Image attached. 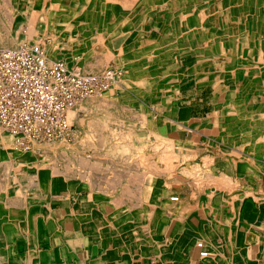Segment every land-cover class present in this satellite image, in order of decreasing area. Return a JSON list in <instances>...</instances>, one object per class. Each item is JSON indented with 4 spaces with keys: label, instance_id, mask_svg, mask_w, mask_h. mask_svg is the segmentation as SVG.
Here are the masks:
<instances>
[{
    "label": "bare ground",
    "instance_id": "obj_1",
    "mask_svg": "<svg viewBox=\"0 0 264 264\" xmlns=\"http://www.w3.org/2000/svg\"><path fill=\"white\" fill-rule=\"evenodd\" d=\"M103 1L54 0V7L42 3L40 5L44 7L42 9L38 7L39 4L35 3V0L21 1L23 10L29 7L33 8L31 13L33 17L27 22L30 26L23 30L25 38L19 39L20 43L16 42L18 46L10 50L23 48L27 51L26 53L41 60L44 69L51 68L53 73H56L59 68L53 66L58 64L61 68L63 67L64 71L70 70L78 78L90 79L93 90L91 92L88 90L83 96L72 100L71 104L61 110L62 114L59 112L65 125L67 124V130H58L56 134H51L50 138L37 139L28 135L30 139L25 143L17 141L11 143L10 137L17 139L18 136L12 134L9 136L8 129L0 127V153L5 157L0 161V164L5 167L2 185L4 196L2 201L5 203H3L2 213L8 216L14 213L20 215L23 220L32 216L34 220H37L34 226L36 224L38 236H44L49 231V227H53L57 231L62 230L63 225L69 223L71 214L66 213L60 222L52 221L49 217L50 209L48 204L44 203L43 196L47 190L53 193L57 192V194L61 192L63 194L60 195L68 196L73 187L78 186L88 192L91 198L89 200L93 202V205L98 204L96 209L90 208V205L87 204L89 211L87 216L83 217L86 230L92 233L113 230L115 233L122 234L124 239L127 236H134V240L130 241H134L135 246H138L144 242V239L139 241L138 236L142 237V233L145 231L152 233L151 224L156 220L159 211L156 210L157 208L164 209L165 207L168 214L179 215L178 217L191 214L186 209L187 204L184 203L182 193L171 191V189L166 192L159 191L158 188L153 190L144 185L145 175L151 172L158 177V183H166L167 186L183 185V183L194 185V181L197 182V185L210 188L217 184L222 185V183L232 189H237L236 186H238L241 189L240 193L235 190L234 192L237 193L229 194V198L225 200L227 204H230L228 213L237 217L246 207L247 214H251L249 211H253V206L264 200V197L261 196L260 201L257 202L253 199L252 191H246L244 187H252L257 183L258 174L255 175V172L264 173V161L261 158L263 153L258 155L252 153L253 155H251L250 152L238 150L235 148L236 145L229 146L234 153L227 152L228 147L223 146L225 143L223 140L217 142L211 138H226L227 142H232V144L238 141L237 138H241L239 141L241 143L248 145L252 143L254 144L253 148L257 144V146L260 145V150L264 149V103H258L256 100V97L261 100V94H264V0H121L122 2L113 0L109 4H104ZM46 6H49L50 10ZM170 7L173 10L169 11ZM39 11L45 15L43 19L37 18ZM149 13H153L152 22L150 25L143 26V21ZM94 15H100L101 18L100 16V19L96 18ZM12 18L5 22L9 21L10 23ZM41 23H44V26L42 25L43 30L39 33L35 30V26L37 27ZM72 23L76 25L71 26ZM108 23L111 26L107 27H110L112 35H116V40L119 36L125 40L119 42L121 43L119 45L118 43L111 44L106 49L105 61L108 58H115L116 68H106L98 74L85 73L82 72V69L75 67L73 68L75 71L71 70L68 68L66 60H62L63 58L56 57V55L52 56V51L56 49L55 46L52 45L48 49L42 42V38L49 34L58 46L60 35H58L57 29L61 25H65L68 28L66 30L69 31L66 34L67 40H72L71 38L78 40L84 36L77 35V33L71 34L70 30L74 29L73 31L78 34L86 31L85 38L88 41L83 43L89 50L95 41L106 40L105 38L109 34L104 31V24ZM55 24L59 26L56 27ZM87 24L95 25L98 32L95 34L91 32L85 26ZM7 40L5 35L0 36L3 46L12 47L13 45L10 46ZM30 40L37 44L28 46ZM79 46L81 47V45ZM34 48L37 49L34 50ZM72 50L71 46L65 48V51L70 54ZM172 54H174V58L178 56L181 60L184 59L182 66L173 59H171L172 63L177 65L174 67L170 64L169 60ZM98 59L101 58L98 56ZM96 61L98 60H95L89 69L97 68L94 65ZM102 62H100L101 65L98 63L97 65L102 66ZM87 65L90 66L91 63ZM159 69L165 71L167 75H161ZM164 77H166L165 80L161 79ZM47 79V83L55 82L54 78L48 77ZM194 79L197 80V84H210L212 87L218 84L219 86L213 99L216 105V117L209 124L210 128H213L214 125L217 126V135L209 137L207 144L212 146L213 150L211 151L220 152L221 150V152L217 154L219 156L212 152L207 153L212 155L204 160L208 173H204L197 167H194V171L186 170V168L181 169L183 157L191 156L194 159V151L191 154L189 152L193 148L189 141L175 140L174 142L170 139L172 125L188 128V131L192 133L195 131L194 123H192L193 125L189 124L192 118L189 106L194 101V95H192L194 94ZM227 91L233 92L230 93L232 96L229 97ZM122 94L125 97L121 98L130 106L135 105L137 99L143 102L145 100L147 108L140 110L139 107L122 106L120 103L122 100L120 101L119 98ZM157 95H161V97H157ZM186 95H190V97L185 98ZM93 109L98 112L105 110L107 114L99 113V117L92 116L90 120H95V123L92 124L90 121L87 122L86 117L83 116L85 120L78 117L81 111H92ZM76 118L79 120L81 131L88 132L87 130H90L93 132L95 130L96 135L100 134L104 137L102 132L106 133L107 130L110 133L107 138H122L121 143L109 147L108 150L113 156H116L117 153L116 157L124 155L121 159L124 157L129 159L127 164L130 165V168L122 167L114 173L111 171L112 178H105L103 183L96 185L92 181H88L89 178H85L87 171L75 176V172L68 170L67 166L61 169L59 166L55 167L54 155H50L52 157L48 155L46 160L33 161L32 163L19 159L22 154L18 152L23 153L31 147L33 149L36 146L40 152H43L44 148L38 142H55L72 134L71 123ZM45 120L46 118H44V122ZM97 121H102V125ZM0 126H2L1 122ZM99 126L102 128L98 131ZM162 127L164 130H160ZM164 131H167L168 134L171 133L170 136ZM18 140L23 139L18 138ZM251 150L254 152V149ZM55 153L57 154L56 151ZM60 156L62 155H59L57 159H61ZM48 159L53 160L54 166L47 164ZM83 160L79 162V165L88 167V161L85 159L86 161L83 162ZM17 164H20L22 169L16 170ZM184 164L186 165V162ZM92 166L94 167V165ZM219 170H223L224 173L218 174ZM173 174H178L179 177L173 179ZM186 174H194V178L185 176ZM184 177H186V181L182 179ZM260 180L264 183V177ZM75 191L78 194V191ZM72 193L75 197L76 193ZM11 198L15 200H9ZM206 199H209V203L205 206V213L213 216L221 214V210L216 205L221 199L220 192L211 190ZM151 202H155L154 204H158L160 207L154 209L155 207H151ZM127 203H129V213L132 215L128 218L124 215L126 214V212L124 213L125 209L121 211V206ZM13 205L15 207H12ZM81 209L83 206L78 204L76 212L79 213ZM117 215L120 216L117 217ZM100 216H104V219ZM23 220L17 224L18 228L29 229L31 224ZM189 227L191 228L189 231L186 230L187 234L193 230L194 223ZM210 252L211 248L208 247L203 255L204 258H207L211 254Z\"/></svg>",
    "mask_w": 264,
    "mask_h": 264
},
{
    "label": "crops",
    "instance_id": "obj_2",
    "mask_svg": "<svg viewBox=\"0 0 264 264\" xmlns=\"http://www.w3.org/2000/svg\"><path fill=\"white\" fill-rule=\"evenodd\" d=\"M205 89L207 88L201 89L200 92H194V110L196 108L198 113L193 116L191 111L194 128H196L194 131V160L198 163L201 161V164H205V158L212 156L207 154L208 152L220 154V152L211 151L213 150L212 146L207 144L209 137L217 135L213 133L216 126L210 128L209 125L213 120L210 113L215 111L216 105L213 99L216 96V91L211 87V95L210 92L205 93ZM208 106L212 107L211 112L205 115L199 113L200 110L208 111L206 108ZM201 130L203 133L200 132ZM180 139H174V142L175 140L182 141ZM254 153L258 155L263 152L254 150ZM4 158V155L0 153V161ZM197 168L208 173L206 165ZM3 169L0 164V264H264V200L253 206V211H249L251 214H247L246 207H244L240 216L230 215L228 213L230 204L225 201L229 195L224 192L236 190L240 193L241 189L238 186H236L237 189H232L222 183V185L217 184L210 188L197 185V182L194 181V216H174L165 211L164 205V209L157 208L160 205L154 204L156 200L151 202V207L159 210L156 220L152 223L153 225L151 224L152 233L145 231L142 233V237L138 236V240L144 239V242L135 246L134 241H130L134 240V236H127L124 239L122 234L115 233L113 230L104 233H92L86 230L83 217L87 216L89 211L87 204L92 209H96L98 204L93 205V202L89 200L88 192L80 188L79 193L73 199L68 203L61 204L58 208L51 203H45L50 209L49 217L52 221L60 222L66 213L71 214L70 220H68V224L63 225L62 230L57 231L53 227H49L51 229L48 228L49 231L44 236H38L36 224L34 226L37 220H34L32 216L23 220L20 215L13 213L8 216L2 213L3 203H5L2 201V197L4 198L2 193L4 176L1 178ZM217 173L223 174L224 171L219 170ZM210 174L213 173L210 172ZM254 174H258L257 183L252 187L245 186L244 189L264 197V183L260 180L264 175L262 172ZM143 183L153 190L158 188L159 191L166 192L171 189V191L182 193L181 185L160 184L158 177L151 172L145 175ZM211 190L219 191L221 197L220 202L216 204L217 208L221 210V214L215 216L205 213V206L209 203V199L206 198ZM12 203L14 204V202ZM78 204L83 206L79 213L76 212ZM121 208V211L125 209V217L132 216L129 213V203L124 204ZM119 216L117 215V217ZM100 217L104 219V216ZM192 218H194V222L191 221ZM22 220L31 224L29 229L18 228L17 224ZM192 223H194L195 229L193 228L187 234L186 230H190L189 225ZM208 247L211 248V254L204 258L203 255Z\"/></svg>",
    "mask_w": 264,
    "mask_h": 264
},
{
    "label": "rangeland",
    "instance_id": "obj_3",
    "mask_svg": "<svg viewBox=\"0 0 264 264\" xmlns=\"http://www.w3.org/2000/svg\"><path fill=\"white\" fill-rule=\"evenodd\" d=\"M6 1V3L4 4V2ZM21 1L22 0H0V36L2 37V36H4L5 35V38H6V40L7 39H9V40H7V42L9 41V43H10V46H11V44L13 45L12 47H6L5 45L3 46L2 44V42H0V48L2 49H0V54H2V52L3 53H7V52H19L20 50H21V52H23V51H25V52H27L26 50H23V48H21V49H18V50H14V51H11L10 49H14V47L16 48V46H18L17 44H16V42H19L20 43V41H19V39L20 40H23L24 38H25V31H23V30H25L26 28H28L29 26H30V24H28L27 22L33 17V14H31L33 11H32V9L33 8H31V7H29V8H27L26 10H23L22 8H21ZM50 0H35V3H38L39 5H38V7L39 8H44V7H41L40 5L42 4V3H45V5H49V6H52V7H54L53 6V3H54V0H51L50 2H49ZM95 1H97V2H99V1H103V0H95ZM108 1V2H107ZM111 1H113V0H105V1H103V2H105L104 4H109V3H111ZM117 1H119V0H117ZM121 1V0H120ZM9 2V3H8ZM47 2H48V4H47ZM122 2V1H121ZM44 5V4H43ZM44 5V6H45ZM7 6V7H6ZM11 6V7H10ZM49 6L47 7V9L49 8ZM46 9V8H45ZM47 9H46V11H47ZM11 10V11H10ZM48 10H50V8L48 9ZM169 11H171V10H173V8L172 7H170L169 9H168ZM25 13H24V12ZM29 11V13L27 14V12ZM7 12H10V13H7ZM24 13V15H23V13ZM26 14V15H25ZM32 16H31V15ZM36 14V13H35ZM44 13L42 12V11H39L38 13H37V18L38 19H43L44 18V16L45 15H43ZM145 14V13H144ZM13 15H14V17H13ZM31 16V17H30ZM35 16V15H34ZM96 18H99V16L98 15H94ZM6 17H8V18H6ZM12 18V20H10L11 22L9 23V21L8 22H5L6 20H9V19H11ZM152 17H153V13H149L146 17H145V19H144V21H143V26H145V25H150L151 24V22H152ZM2 18V19H1ZM100 18H101V16H100ZM99 18V19H100ZM10 24V27H9V24ZM19 25H20V27H19ZM27 25V26H26ZM44 26V23H41V24H39L37 27L35 26V30L36 31H38L39 33H41L42 32V30H43V26ZM56 25V27L57 26H59L58 24H55ZM71 26H74V25H76L75 23H72V24H70ZM92 25L93 24H87V25H85L86 27H87V29H90V31L91 32H93L94 34L95 33H97L98 32V30L97 29H95L96 27H95V25H93V28H92ZM4 26V27H3ZM23 26H25V27H23ZM107 26H111L109 23L107 24V25H105L104 24V31H107L108 32V36L105 38L106 40H103L102 39V41H95L94 42V44H92L91 45V47H90V49L88 50V49H86V47H85V45H84V43H85V41H88V39L87 38H85V34H86V31L84 30V31H82V33H79L78 34V32H75V31H73V30H70L71 31V34H76L77 33V35H80V34H82V35H84L83 36V38L82 37H80L78 40L77 39H75V38H71L72 40H67L68 38L66 37V34H68V30H66V28L67 27H65V25H61V29L59 28V29H57L58 30V35H60V40L58 41L59 42V45L58 46H56V42H54L51 38H50V35L49 34H46L43 38H42V42L46 45V47L48 48V49H50L51 47H52V45L53 46H55V51H52V56L53 57H55V55H56V57H60V58H63L62 60H66V62H67V64H68V68H70L71 70H74L73 68L75 67V68H79V69H82L83 71L82 72H85V73H100L101 71H103V70H106V68H108V69H110V68H116V65H117V61H116V59L115 58H108V60L107 61H105V53H106V49H108V47L109 46H111V44H114V43H118V45L119 44H121V43H119V42H122V41H124L125 39H123L121 36H119L118 37V39L116 40V35L114 36V35H112V31H110L111 29H110V27H107ZM4 28H5V30H4ZM22 28H24V29H22ZM64 28V29H63ZM68 29V28H67ZM60 31V32H59ZM8 32V33H7ZM74 32V33H73ZM105 33V32H104ZM49 35V36H48ZM8 37V38H7ZM11 37V38H10ZM47 37H49V38H47ZM16 38V39H15ZM80 40V41H79ZM99 40V39H98ZM15 41V42H14ZM73 41V42H72ZM16 44H14V43ZM34 41H32V40H30L29 41V43H28V46H30V45H36L37 43L35 42V43H33ZM84 42V43H83ZM107 42V43H106ZM126 42V41H125ZM81 43V44H80ZM106 43V44H105ZM64 44H65V47H63L64 46ZM71 44V45H70ZM83 44V45H82ZM101 44V45H100ZM104 46H103V45ZM15 45V46H14ZM78 45V46H77ZM79 45H81V47L79 46ZM99 45V46H98ZM68 46H71L72 47V51H71V54L70 53H68V52H66L65 51V48H67ZM97 46V47H96ZM3 47H5V50H3ZM80 47V50H78V48ZM107 47V48H106ZM46 48V49H47ZM124 49H127V48H124ZM8 50V51H7ZM86 50H88L87 52H86ZM104 50V51H103ZM6 51V52H5ZM77 51V52H76ZM81 51V52H80ZM116 51V50H115ZM55 53V54H54ZM27 54H29V53H27ZM101 54V55H100ZM78 55V56H77ZM91 55V56H90ZM73 56V57H72ZM95 56V57H94ZM97 56V57H96ZM98 56H99V58H101V59H98ZM77 57H78V59H77ZM93 58H96V59H93ZM182 58V57H181ZM184 58H186L185 56H184ZM110 59V60H109ZM171 59H173V60H176V63L178 64L179 63V65H181L182 66V64H183V61H184V59L182 58V60L180 59V57H178V56H175V58H174V54H172L171 55V58H170V60H169V62H170V64L171 65H173L174 67L177 65V64H174V63H172V61H171ZM55 60H61V59H55ZM95 60H98V61H96V64H94L97 68H91V69H89V67H91L92 66V64L93 63H95L94 61ZM89 61V63H87ZM103 61V62H102ZM100 62H102V66H100L101 65V63ZM91 63V65L90 66H88L87 64H90ZM97 63L98 64H100V65H97ZM116 64V65H115ZM104 65V66H103ZM102 69H101V68ZM99 68V69H98ZM96 69H98L97 71H96ZM85 70V71H84ZM69 72H71L70 70H68ZM75 71V70H74ZM87 71V72H86ZM90 71H93V72H90ZM159 73L161 74V75H167L166 74V72L165 71H163V70H160L159 69ZM74 75V74H73ZM161 79H163V80H165L166 79V77H164V78H161ZM220 84H221V82H220ZM219 84V85H220ZM225 84V83H224ZM211 87H212V85H210V84H197V80L196 79H194V92H200L201 91V89H203V88H207V89H205V93H211V95H212V92H211ZM199 88V89H198ZM214 89H215V91H217L218 89H219V86H218V84L215 86V87H213ZM233 93V92H229L228 93V96L230 97V95ZM136 94H138L139 95V93H136ZM192 95H194V94H192ZM257 95H259L258 93H257ZM262 95V97H261V100H260V98L258 97H256V100H257V102L258 103H264V94H261ZM210 96V95H209ZM232 96V95H231ZM121 97H125L124 96V94H122V95H120L119 96V98H120V103H121V105L122 106H124V107H126V106H129V108H136V107H139L138 109H140V110H144V109H146L147 108V106H145V100H144V102L143 101H138L137 99L135 100V105H131L130 106V104H127L125 101H124V99L123 98H121ZM140 97H142L141 95H140ZM157 97H161V95H157ZM190 97V95H186L185 96V98H189ZM195 97V96H194ZM205 97H208V95H205ZM254 97V96H253ZM263 98V99H262ZM138 102V103H137ZM145 107V108H144ZM190 107V111H192V113H193V116L196 114V113H198V111H197V109L195 108V110H194V101L191 103V105L189 106ZM91 108V107H90ZM207 109H208V111L207 110H200L199 111V113L200 114H207V113H209V112H211V110H212V107L211 106H208V107H206ZM90 111V112H89ZM105 111V110H104ZM102 112V111H97V110H95V109H93L92 111L91 110H87V111H81L79 114H78V117L79 118H81V119H83V116L84 117H86L85 119L87 120V122L88 121H90V123L92 124V123H95L94 121H92V120H90V118L92 117V116H97V117H99L100 116V114H107V111H105V112ZM92 112V113H91ZM137 112H138V110H137ZM136 112V113H137ZM164 112H166V111H164ZM100 113V114H99ZM136 115H138V114H136ZM210 115L213 117V120H214V117H216V110L215 111H212L211 113H210ZM196 116V115H195ZM85 119H83V120H85ZM213 120H212V122H213ZM78 121L79 120H77V118H76V120L75 121H73L72 123H71V131H72V134H68V135H66L65 136V138L64 139H59L58 141H51V142H38L39 143V145H42L41 147H43L44 149H42V150H44L43 152H40L39 150H38V148L35 146L33 149H32V147L31 148H29V150L28 151H23V153L22 152H18L19 154H22V156H21V158H19L20 160L21 159H23V160H21V161H29V162H33V161H40V160H46V156H50V155H54V157H55V161H56V163H55V167L56 166H59L60 167V169L61 168H64L65 166H67V169L69 170H72V171H74L75 172V176L77 175H79V174H83V172L84 171H87L88 173H87V177L85 176V178L86 179H88V181L90 180V181H92V183H95L96 185L99 183H103L102 181L103 180H105V178H109V177H111L112 178V173H111V171H113V173L114 172H117L118 171V169H122V167H125V168H127V167H129L130 168V165H128L127 164V160H129V159H127V158H123V159H121L124 155H121V157H116L118 154L116 153L115 155L116 156H113L112 155V153L111 152H109V150H108V148L109 147H111V146H114L115 144L117 145L119 142L121 143V141H123L122 140V138H107L108 137V134L110 135V133L106 130V133H105V131H103L102 132V134H104V137L102 136V135H100V134H98V135H96V131L94 130L93 132L92 131H90V130H87L88 132H86V131H81V129H79L80 128V126H79V124H78ZM97 122H100V121H97ZM212 122H210V123H212ZM101 123V125H102V121L100 122ZM192 123H194V119L192 118V119H190V121H189V124L191 125ZM88 124V123H87ZM189 125V126H190ZM193 125V124H192ZM216 125H214V127H215ZM0 127H4L3 125L2 126H0ZM4 128H6V127H4ZM101 126H99L98 127V131L99 130H101ZM216 128H217V126H216ZM171 129H172V136H170V134H168V132L167 131H164L165 133L167 132V134L170 136V139H172V140H174V139H180V140H182L183 142H185V141H189L190 142V146L193 148V149H190L191 151H189L190 152V154H191V152H193L194 151V132L192 133V132H190V131H188V128L186 129V128H180L179 127V125H172L171 126ZM196 129V128H195ZM80 131V133H78L79 131ZM160 130H164V127H162V129H160ZM181 130V131H180ZM183 130V131H182ZM182 132V133H181ZM201 132L203 133V130H201ZM214 134H217V129L213 132ZM10 133L8 132V135H9ZM100 135V136H99ZM176 135H178V137H176ZM189 135V136H188ZM191 135V136H190ZM9 136H11V135H9ZM92 136V137H91ZM190 137V138H189ZM20 139H23V140H21V142H24L25 143V141H27V140H29L30 138L28 137V135H26V138H20ZM213 139V141H224L225 143L223 144V146H226V147H228V150H227V152H231V153H234L233 152V150L232 149H230V147L229 146H231V147H234V145H236L235 146V148H237L238 150H241V151H243V152H250L251 153V155H253L252 153H254L253 152V150H251V149H254V150H257V151H262L263 152V157H262V160L264 161V149L263 150H260V145H258L257 146V144H256V146L253 148V146L252 145H254V144H250V145H248L247 143L245 144V143H241V142H239L240 141V139L241 138H237L238 139V141H235L233 144H232V142L231 143H229V142H227V140H226V138H211V140ZM251 139V138H250ZM252 139H255V138H252ZM10 141H11V143H13V141L15 142L16 141V139L15 138H13V137H10ZM67 143H66V142ZM113 141H115L114 143H113ZM193 143H192V142ZM30 142V141H29ZM63 142V143H62ZM106 142V143H105ZM111 144H110V143ZM109 143V144H108ZM214 143V142H213ZM55 144V145H54ZM32 145V144H31ZM105 145V146H104ZM65 147V148H64ZM103 147V148H102ZM258 147V148H257ZM59 149V150H58ZM35 150V151H34ZM47 150V151H46ZM53 150V151H52ZM58 150V151H57ZM104 150V151H103ZM249 150V151H248ZM55 151L57 152V154L55 153ZM64 153H63V152ZM60 154H59V153ZM216 152V151H215ZM218 152V151H217ZM220 152H221V150H220ZM246 152V153H247ZM64 155H63V154ZM113 153H115V152H113ZM124 154V153H123ZM180 154V153H179ZM185 154V153H184ZM57 155V156H56ZM59 155H62V156H60L61 157V159H57V158H59ZM103 155V156H102ZM107 155V156H106ZM126 155V154H125ZM216 156H219V155H217L216 154ZM50 157H52V156H50ZM49 157V158H50ZM63 157V158H62ZM64 157H66L65 159H64ZM96 157V158H95ZM18 158V157H17ZM17 158H15L17 161H20L19 159H17ZM14 159V158H13ZM84 159V160H83ZM88 161V167H86V166H80L79 164V162L81 161V160H83V162L84 161H86V160ZM187 159V160H186ZM61 160V161H60ZM65 160V161H64ZM132 161V160H131ZM188 161V162H187ZM68 164H67V163ZM121 162V163H120ZM186 162V165L184 164ZM51 164V165H53L54 166V164H53V160L51 159H48V162H47V164ZM70 163V164H69ZM118 163V164H117ZM131 163V162H130ZM181 163H182V165H180V167H181V169H185L186 168V170H192V171H194V167H202V166H204L205 164H201V161L198 163L196 160H194L191 156L190 157H183V159H182V161H181ZM188 163V164H187ZM57 164V165H56ZM120 164V165H119ZM180 164V163H179ZM92 165H94V167L92 166ZM189 165V166H188ZM69 166V167H68ZM187 166V167H186ZM4 169L2 170V176H1V178H3V176L5 175V172H4V170H5V167L4 166H2ZM143 167V166H142ZM148 167V166H147ZM108 168V169H107ZM15 169L16 170H20V169H22V168H20V164H17L16 165V167H15ZM89 169V170H88ZM106 169V170H105ZM141 169H145V168H141ZM183 169V170H184ZM94 170V171H93ZM107 170H109V171H107ZM119 171H121V170H119ZM123 171H125V170H123ZM89 172H91V173H89ZM78 173V174H77ZM263 175H264V173H263ZM171 176V175H170ZM173 177V179L174 178H177V177H179L178 176V174H173L172 175ZM185 176H189V177H191V178H194V174L192 175H188V174H186ZM182 177V176H181ZM183 180H185L186 179V177H184V178H182ZM101 182H100V181ZM186 181V180H185ZM189 185V186H188ZM181 188H182V198L184 199V203L185 204H187V207H186V209L187 210H189V213H191L189 216H191V215H193L194 216V185H192V184H189V183H183V185L181 184ZM79 188H78V186H76V188L75 187H73V189H72V191H70V195H68V196H63V195H60V194H63V193H61V192H58V194H57V192H51V191H49L48 192V190L45 192V194H44V196H43V200H44V203H51V204H53V206H56V208H58L61 204H63V203H68V201L69 200H71V199H73L74 198V196L72 195L73 193L72 192H75L76 193V195H77V192L75 191V190H77L78 191V193H79V190H78ZM30 190H33V189H30ZM226 195H231V193L232 194H235V193H237V192H234V191H226V192H224ZM253 194V196H254V200L255 201H257V202H259L260 201V197L261 196H257L255 193H252ZM56 195V196H55ZM75 195V196H76ZM70 196V197H69ZM229 197V196H228ZM258 198V199H257ZM62 199V200H61ZM89 199H91L90 198V195H89ZM58 210V209H57ZM193 220H194V218H193ZM194 222V221H193Z\"/></svg>",
    "mask_w": 264,
    "mask_h": 264
},
{
    "label": "built area",
    "instance_id": "obj_4",
    "mask_svg": "<svg viewBox=\"0 0 264 264\" xmlns=\"http://www.w3.org/2000/svg\"><path fill=\"white\" fill-rule=\"evenodd\" d=\"M53 67H59L56 73L26 52L0 54V122L13 136L50 138L58 130H67L59 112L93 90L90 79L78 78L58 64ZM48 77L55 82L47 83Z\"/></svg>",
    "mask_w": 264,
    "mask_h": 264
}]
</instances>
